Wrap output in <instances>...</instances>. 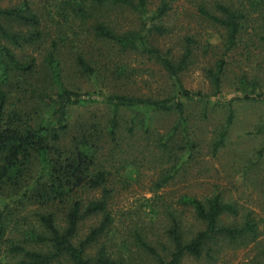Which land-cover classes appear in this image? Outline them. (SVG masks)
<instances>
[{
  "label": "trees",
  "instance_id": "obj_1",
  "mask_svg": "<svg viewBox=\"0 0 264 264\" xmlns=\"http://www.w3.org/2000/svg\"><path fill=\"white\" fill-rule=\"evenodd\" d=\"M146 3L147 0H53L52 6L65 19V8L72 13L88 14L95 5L103 4L125 6L145 13ZM167 8V1L161 0L149 19L160 18ZM197 8L212 25L220 27L223 55L232 51L247 33L254 18L252 14L260 18L264 40V0H212L210 7L199 3ZM147 20L145 16L139 30L117 32L103 21H96L92 28L97 36L122 50L141 51L156 58L171 79L170 94L156 99L103 95L104 102L110 106V114L102 126L96 121L73 123L70 120L71 109L84 97L61 84L60 69L54 56L57 50L52 51V48L42 60L41 82L50 79L53 90H47L33 79L36 74L34 58L23 60L13 51L10 45L16 48L33 45L43 35L38 16L26 0L14 6H0V38L10 44L0 42V242L5 243L6 252L10 254L0 264H56L60 260L67 264H183L187 258L206 259L208 264H213L221 249L241 247L256 240L260 234L259 222L252 210L241 211L237 202L226 200L221 191L203 198L183 194L175 201L156 194L149 199L152 201L149 208L165 218L161 234L143 224L142 229L128 234L132 240L125 238L107 244L106 238L112 236L115 222L110 208L115 173L105 167V157L115 150L121 151L120 111L132 112L127 129L130 134L134 131L136 118L144 132L149 133V112L145 111H171L177 115L172 128L167 133L157 134L153 144L160 148L161 156L173 162L174 171L182 168L197 148V143L187 137L188 118L182 98L210 103L209 97L185 89L179 79V73L189 63L194 40L187 38L181 54L175 59L151 44L152 31L164 30L158 28L160 23L153 26ZM7 21L17 22L25 31L12 29ZM75 62L80 71L96 77L94 67L82 54L76 56ZM225 64V59L220 58L212 69L205 71L213 94L219 92ZM238 80L244 88V76ZM252 83L249 84L250 91L253 90ZM244 96L250 95L245 93ZM231 101L219 102L225 105L227 112L224 121L215 129L211 155L225 144L235 117ZM180 126L184 144L172 146L169 143L172 134ZM173 148L185 150V158L181 160ZM164 150L167 151L165 155ZM260 155L261 151L254 158L250 155L243 171L254 165ZM171 174H161L150 190L156 192ZM262 191L264 210V180ZM187 210L203 223L194 232L183 226ZM92 217H97L96 222L79 235V223ZM129 245L136 250H125ZM261 255L264 256V248L240 264H260Z\"/></svg>",
  "mask_w": 264,
  "mask_h": 264
},
{
  "label": "rangeland",
  "instance_id": "obj_2",
  "mask_svg": "<svg viewBox=\"0 0 264 264\" xmlns=\"http://www.w3.org/2000/svg\"><path fill=\"white\" fill-rule=\"evenodd\" d=\"M20 1L0 0V6H14ZM52 1L26 0L40 22L43 35L39 42L22 48L13 47L1 38L0 42L8 43L23 60L34 58L36 74L33 79L41 86H46L47 90H53L54 85L50 79L41 82L44 73L42 60L52 48V51L57 50L54 56L58 61L61 84L72 91L80 92L84 97L70 111V120L73 123L90 120L105 126L110 106L104 102L103 95H133L156 99L170 94L172 88L171 79L156 58L141 51L122 50L116 44L97 36L92 28L96 21H103L117 32H125L139 30L147 16L151 25L160 23L158 28L164 30L152 31L151 44L160 47L175 59L181 54L187 38L194 40L189 63L179 73V79L185 89L199 92L210 100V103L204 104L199 100L180 97L186 105L187 137L197 143V148L193 157L185 161L182 168L174 171L171 167L173 162L161 156L160 148H155L153 144L157 134L167 133L172 128L177 115L171 111H145L149 112V133L144 132L136 118L134 131L130 134L127 129L132 112L126 109L120 111L118 135L121 151L115 150L105 157V167L115 173V191L110 206L115 222L112 225V236L106 238L107 244H115L119 239L125 238L132 240L128 234L142 229L143 224L152 232L158 230L161 234L165 218L149 208L152 205L149 199H153L156 194L163 199L175 201L183 194L203 198L221 191L226 200L237 202L241 211L252 210L258 219L260 234L254 240L256 242H249L238 248L221 249L222 252L213 264H240L254 257L257 251L263 250L264 40L261 38L263 32L259 27L260 18L252 14L254 18L250 21L247 33H244L242 40L232 51L223 55L220 27L212 25L206 17L199 14L197 8L199 3L210 7L212 0H165L168 8L160 18L154 20H150L149 16L161 0H147L145 13L125 6L103 4L95 5L88 14L72 13L69 8H65V19L60 12L53 9ZM6 23L14 30L19 31L22 28L25 31L17 22ZM78 54H82L94 67L95 78L80 71L75 62ZM220 58L225 59L226 64L220 79L219 92L213 94L205 71L212 69ZM241 75L244 76V88L238 80ZM250 83L253 84L252 91L249 90ZM245 93L250 96L245 97ZM223 100H232L235 117L224 146L211 155L210 146L215 129L224 121L227 112L225 105L219 103ZM183 137L180 126L172 134L170 145H183ZM107 149L108 146L104 151ZM173 150H177L175 154L181 160L185 158V150ZM259 151L262 155L257 162L247 171H243V165L248 163L247 158L250 155L254 158ZM162 153L165 155L167 151ZM166 172L172 173L170 178L156 192H152L153 184ZM153 210L158 208L153 207ZM96 220L97 217H92L81 221L78 234L85 233ZM183 226L194 232L203 223L194 218L191 210H187ZM125 250L136 248L129 245ZM9 256L5 243L1 241L0 261ZM259 261L264 264V256L261 255ZM9 262L13 263L14 260L9 259ZM56 264L67 262L60 260ZM183 264H208V260L187 258Z\"/></svg>",
  "mask_w": 264,
  "mask_h": 264
}]
</instances>
